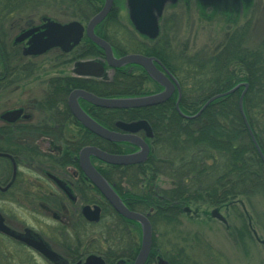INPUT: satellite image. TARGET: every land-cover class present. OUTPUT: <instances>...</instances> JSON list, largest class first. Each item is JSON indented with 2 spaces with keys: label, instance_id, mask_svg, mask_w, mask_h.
<instances>
[{
  "label": "flooded vegetation",
  "instance_id": "af4514ba",
  "mask_svg": "<svg viewBox=\"0 0 264 264\" xmlns=\"http://www.w3.org/2000/svg\"><path fill=\"white\" fill-rule=\"evenodd\" d=\"M33 1V4L37 5L44 2L46 9L53 10H26L30 3L29 0H25L5 10V15L0 16V30L2 26L6 28L4 33L0 32V99L20 91L26 96L0 112V213L4 223L14 234L43 242L54 253V257L46 255L23 239L0 231V264H134L142 243L141 224L120 214L84 171L81 152L91 146L104 150L102 148L104 140L108 139L94 133L74 115L70 107V95L75 90H84L98 97H124L105 95L108 84L113 81L118 70L126 73V77L132 78L138 85L141 81L147 85L151 91L147 94L161 92L164 86L155 81L139 64L126 63L120 67L109 65L106 51L94 41L88 31L90 20L102 10L106 0L65 1L69 10H76L71 19H61L58 15L62 0ZM121 1L119 4V0H113L106 17L94 26V33L110 43L113 55L117 58L133 53L156 58L157 68L165 74L170 72L176 78L181 93L182 87L178 77L159 57L147 55L145 49H141L142 47L152 51L163 49L164 52L171 54L167 34L163 32L164 21L165 23L167 21L165 11L176 10L179 5L183 10L190 2H194L203 10L242 12L252 10L254 7L253 0H166L163 12L158 17V34L156 37H150L137 31L129 16L127 0ZM121 10L128 11L130 24L138 33V37L131 38L127 33L128 25L122 22L119 15ZM74 21L79 22L83 30L80 39L69 44V49L53 45L41 53H26L32 43L45 40L47 36H40L41 33L48 31L56 36L55 29L47 27L49 23L65 25ZM12 30L14 34L11 37ZM29 30H32L29 36L18 39ZM6 34L10 38L6 39ZM67 36L73 38L76 32H70ZM83 62L101 64L103 67L100 74H94L96 70L88 74L80 73L79 63ZM142 71L144 72L141 74ZM148 77L160 86L159 90ZM33 84H36L35 87L30 86ZM118 89L124 87L119 86ZM175 92L179 94L177 84L173 93ZM4 102L7 103L8 100ZM78 102L90 117L111 130L122 132L116 126L117 121L145 119H117L111 125L107 121L109 108L95 105L81 96H78ZM6 103L4 105H7ZM16 110H19L17 117L13 119L3 117L4 114ZM134 134L151 145L153 136L148 137L144 129ZM112 142L128 146L129 149L128 152L115 154H129L140 149L138 145L129 141ZM90 160L129 209L148 216L152 227L149 258L155 235L151 221L154 208L150 207L148 211L132 208L131 201L124 195L127 188L124 186L125 178L121 179L118 187L106 176L108 172H113L109 165L116 164L107 163L94 155L90 156ZM3 203L28 209L43 221L40 226L31 224L25 216L6 212L1 208ZM85 206L91 209L98 206L100 219L97 221L88 219L83 212ZM214 208H217L224 219L212 215L211 212L208 217L218 220L227 230L234 228L229 223L227 208ZM184 209L186 214L194 211L190 210V206H185ZM113 210L120 214L121 221L117 225V233L114 234L116 245L108 240L110 238L108 226L116 227L114 215H110V221L108 215V221L102 223L106 212L111 213ZM223 211L225 213H222ZM45 220H50L51 223L46 228H41ZM126 220L135 221L137 225L127 222L126 226ZM124 223L127 232L123 228ZM248 225L251 235L262 244V239L253 231L250 220ZM125 234L130 237L128 242L124 240ZM92 255L97 258L93 262V259L88 262ZM160 258L172 264L170 258L164 257L160 251L157 252L153 264H158Z\"/></svg>",
  "mask_w": 264,
  "mask_h": 264
},
{
  "label": "trees",
  "instance_id": "16d2710c",
  "mask_svg": "<svg viewBox=\"0 0 264 264\" xmlns=\"http://www.w3.org/2000/svg\"><path fill=\"white\" fill-rule=\"evenodd\" d=\"M23 1L0 0V16ZM215 11L231 15L241 13V10ZM1 30L4 33L5 30ZM248 33L249 24L247 28L241 27L228 35L225 33L222 44L210 55L205 53L204 56L191 58L189 55L183 61L176 60L173 54L163 49H141L144 48L147 55L159 57L178 77L182 87L179 108L185 115L196 114L212 96L247 83L242 108L264 154V38L261 44L249 46ZM141 82L138 85L132 78H127L126 73L118 70L113 81L108 84L105 95L133 96L151 92ZM152 82L159 90L160 86ZM119 86L124 89H118ZM243 90L244 86L241 85L236 91L214 99L196 117L180 114L176 108L177 92L157 105L107 109V121L111 125L117 119L145 118L152 126L151 152L147 160L126 166L109 165L113 172H108L106 176L118 187L123 177L127 179L130 187L126 188L124 195L131 201L132 208L139 211L154 208L151 221L155 230L160 227L167 231L170 227V231L175 233L174 226L180 224L182 216L186 214L185 206L194 205L198 208L207 205L231 208L241 219L240 226L234 228L236 234L239 238L242 236L254 240L246 216L251 217L250 212L245 214L237 204L244 201L252 207L251 200L255 197H261L264 201V161L249 134L240 108ZM102 148L111 153L129 151L128 146L108 140H104ZM162 174L171 178V187L163 188L158 184ZM108 215L109 221L110 215H114L116 223V227L108 226V240L116 245L114 234L121 222L120 214L114 210L106 212L102 223L108 221ZM127 222L137 225L135 221L126 220V226ZM123 228L127 232L125 223ZM125 236L124 240L128 242L130 237ZM172 239L159 240L154 235L153 250L145 264H153L158 251L170 258L172 264H191L187 249L192 247L187 242L180 247L178 239ZM168 244L173 256L170 255Z\"/></svg>",
  "mask_w": 264,
  "mask_h": 264
},
{
  "label": "water",
  "instance_id": "95a60500",
  "mask_svg": "<svg viewBox=\"0 0 264 264\" xmlns=\"http://www.w3.org/2000/svg\"><path fill=\"white\" fill-rule=\"evenodd\" d=\"M175 1V0H172ZM166 0H127V5L129 8V16L131 21L133 22L135 28L137 31H139L142 34H146L150 37H156L158 34V17L163 12V6ZM113 0H106L104 7L102 10L97 13L89 22L88 31L90 36L94 39V41L100 45L107 54V61L109 65L120 67L126 63H136L141 65L147 73L158 83H160L162 86H164V90L158 93L149 94V95H143V96H126V97H98L92 93H89L84 90H75L70 95V107L74 115L90 130H92L97 135L111 140V141H129L131 143H134L140 147V149L137 152L129 153V154H115L110 153L105 150L99 149L97 147L91 146L85 148L81 152V163L84 171L88 175V177L93 181V183L99 188V190L103 193V195L110 201V203L114 206V208L122 214L124 217L138 221L141 224L142 227V243L140 247L139 254L134 262V264H145L149 252L151 250L152 246V227L150 220L148 216L144 213L133 211L129 209L120 196L116 193V191L113 189V187L110 185V183L97 171V169L93 166L90 160V156L94 155L97 158L111 164L116 165H130V164H136L144 162L150 152V146L149 144L139 136L135 135L137 131L144 129L147 133L148 137L153 136L152 128L149 122L145 119L135 120L131 122H125V121H117L116 126L122 130L116 131L108 129L101 124H99L96 120H94L92 117H90L80 106L78 102V96L83 97L87 101L109 109L114 108H137V107H144V106H150V105H156L160 104L164 101H166L175 90L176 84L178 87V100L176 103V107L179 110V102L181 99V90L178 85V82L176 78L168 72V74H165L160 69L157 68L155 65V61H158L156 58L148 57L142 54L133 53V54H127L125 56H122L120 58H117L113 55L112 47L110 43H108L106 40L100 38L94 33V26L99 23L102 19L106 17L109 10L111 9ZM156 9V10H155ZM49 29L53 28L55 29V34L49 33L48 31H45L40 34V36H47L45 40L42 42H34L29 47L26 53L31 54H37L41 53L45 49H47L50 46L53 45H60L64 47V49H69V44L73 41L76 43L82 34L83 27L82 25L77 22H70L68 24L62 25L60 23H49L47 25ZM32 30L24 32L18 39H22L24 37H27L30 35ZM70 32H76L75 37H68L67 35ZM39 35V34H38ZM36 35V36H38ZM39 36V37H40ZM102 65L99 63H93V62H83L79 63V72L82 74H88L91 73V71H95L94 74H100ZM241 85L244 86V90L240 97V108L243 113L244 119L246 121V125L249 131V134L262 158L264 161V154L259 147L256 138L246 120V116L244 114L242 103L244 95L247 91L248 84L247 83H241L230 90L216 94L212 96L210 99L205 102V104L202 106V108L194 115H185L180 110L179 112L186 117H196L198 116L204 108L214 99L221 97L225 94L232 93L236 91ZM19 114V110L8 112L3 115L4 118L13 119L17 117ZM3 188V190H5ZM84 214L86 217L90 220L97 221L100 219V208L98 206H95L94 209H91L89 206H85L83 209ZM212 215L218 216L221 219H224L223 216L218 212L217 209L212 210ZM0 231L15 236L17 238L25 240L28 244L32 245L33 247L41 250L46 255L50 257H54V253H52L46 245L41 241H36L28 238L20 237L19 235L14 234L10 230V228L4 223V218L0 213ZM255 234L256 231H254ZM262 244L264 245V239L261 240ZM95 258H97L95 255H92L88 258V262H90L92 259V262L95 261ZM158 264H169L167 260L164 258H160L158 260Z\"/></svg>",
  "mask_w": 264,
  "mask_h": 264
},
{
  "label": "rangeland",
  "instance_id": "374dc122",
  "mask_svg": "<svg viewBox=\"0 0 264 264\" xmlns=\"http://www.w3.org/2000/svg\"><path fill=\"white\" fill-rule=\"evenodd\" d=\"M65 1L67 0H62L58 15L61 19H71L74 17L76 10H69ZM253 1L254 7L252 10H243L239 15H231L228 12H216L215 10H203L194 2H190L183 10H181L180 5L176 7L178 8L176 10H166L165 18L168 22L166 21L165 23L164 21L163 32L167 34L170 53L179 61L187 59L189 55L190 58L192 56H204L205 53L210 55L213 50L217 49V46L222 44V41L226 38L225 33L228 35L241 27L247 28L248 24V45L254 47L261 44L264 38V0ZM29 3L26 10H53L46 9L44 2L41 3L42 5H37L33 4V0H29ZM121 3L122 1L119 0V4ZM119 15L122 22L126 26L128 25L126 31L129 36L131 38L138 37V33L133 30L130 24L128 11L121 10ZM230 17H233V19H229ZM2 29L6 30L5 26H2ZM13 34L14 31L12 30L11 37ZM8 38L10 36L6 37V39ZM35 85L30 86L35 87ZM25 97L23 92L20 91L1 98L0 112ZM6 100H8L7 103L4 102ZM5 103L7 105H4ZM171 183V178L166 174H162L158 178V184L163 188L171 187ZM124 186L130 187L127 179H124ZM138 187L140 188V185ZM251 203L252 207L246 205L244 201H240L237 206L243 211L245 207L250 212L254 229L264 239V201L261 197H255L251 200ZM1 208L10 214L25 216L28 218L29 223L37 226H40L43 221V219L37 218L36 215H33V213L23 207L3 203ZM212 209L213 207H208L207 205H200L198 208L192 205L190 210H194L191 212L193 214L187 213L183 215L180 224L174 226L177 232L172 233L173 231H170V227L167 228V231L157 227L154 230L155 235L159 240L177 238L180 247L187 242L192 247L187 249L191 264H205L206 262L218 264H264L263 245L255 238L254 240L242 236L239 238L234 231V228H238L241 224V219L236 215V212L231 211V208L226 210V214L229 215V223L234 226V228L227 230L218 220L208 217ZM222 213L225 212L223 211ZM50 223V220H45L41 228H46ZM172 241L174 240L172 239ZM166 243L168 242L166 241ZM167 247L170 249V255L173 256L174 253H172L170 245L168 244Z\"/></svg>",
  "mask_w": 264,
  "mask_h": 264
},
{
  "label": "bare ground",
  "instance_id": "6f19581e",
  "mask_svg": "<svg viewBox=\"0 0 264 264\" xmlns=\"http://www.w3.org/2000/svg\"><path fill=\"white\" fill-rule=\"evenodd\" d=\"M245 120V119H244ZM247 120V119H246ZM247 122H248V120H247ZM245 123H246V121H245ZM247 124V123H246Z\"/></svg>",
  "mask_w": 264,
  "mask_h": 264
}]
</instances>
